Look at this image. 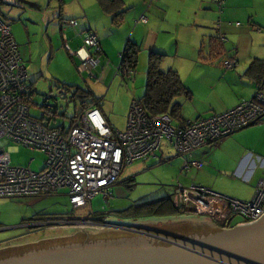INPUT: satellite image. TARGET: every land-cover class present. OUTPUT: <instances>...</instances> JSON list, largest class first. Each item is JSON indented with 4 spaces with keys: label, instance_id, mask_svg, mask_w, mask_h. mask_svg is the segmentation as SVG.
<instances>
[{
    "label": "crops",
    "instance_id": "1",
    "mask_svg": "<svg viewBox=\"0 0 264 264\" xmlns=\"http://www.w3.org/2000/svg\"><path fill=\"white\" fill-rule=\"evenodd\" d=\"M48 1L47 11L55 10L53 17L46 23L47 32H50L48 37L53 40L59 35L54 47L50 45L51 50L54 51L59 46L60 51L65 52L78 71L81 58L86 55L83 49L85 33L91 31L97 35L102 50L96 70L100 79L90 77L93 81H102L103 85L109 80L112 84L117 81V86L121 83L116 77L127 79L118 74L117 68L128 44L138 48L132 78L138 68L145 70L146 61L149 62L152 53L162 54L160 68L175 71L188 91L187 94L174 98L173 103L178 104L177 112L173 115L168 113L175 127L187 121L225 112L243 100L254 98L257 92L264 95V76L261 82H257L246 73L252 61L264 59V0ZM16 2L17 0H0V4L4 6L6 3ZM72 20L77 23L72 25ZM214 37L218 39L219 47L214 43L212 45ZM89 52L92 53L93 50L89 49ZM227 59L235 61L234 68L226 69L223 66L222 62ZM84 73L86 72H80V75ZM122 96L117 99L111 95L104 103L100 101L103 96H96L99 101L92 105L99 109L110 127L116 130H119L115 126L120 115L113 112L124 107L122 114L127 120L126 110L132 100H142L135 93L131 96L129 92L127 95L122 92ZM105 103L108 108L106 110ZM107 110L111 113H105ZM162 141L154 156L139 161H144L151 167H169L173 170L179 185L175 192L166 197L170 198L180 188L189 190L195 186L209 190L210 194L206 196L222 200L226 210L222 220H219L214 213L192 204V207L184 206L186 210L174 217L173 221H181L182 224L204 223L212 230L233 228L226 226L230 215L226 199L251 201L258 181L264 178V120L183 155L176 152L169 140L163 144ZM114 185L109 188V195L114 190ZM63 192L68 196L67 189L49 194ZM198 196L196 201L202 199ZM91 199L85 205H89ZM224 209L216 208L214 211L224 212ZM94 212L102 211L90 210L88 216ZM188 213L191 215H187ZM105 216L103 222L94 218L76 220L96 221L105 224L106 228L108 221ZM137 226L155 229L153 225Z\"/></svg>",
    "mask_w": 264,
    "mask_h": 264
},
{
    "label": "built area",
    "instance_id": "2",
    "mask_svg": "<svg viewBox=\"0 0 264 264\" xmlns=\"http://www.w3.org/2000/svg\"><path fill=\"white\" fill-rule=\"evenodd\" d=\"M83 49L86 55L81 58L79 71L100 79L96 70L102 50L94 32L85 33ZM235 65L234 60L223 62L226 69ZM117 69L118 74L132 78L130 66L119 65ZM26 77L10 25L0 16V197L33 196L67 189L70 204L79 208L95 195L108 198L109 188L115 184L123 167L154 156L163 138L183 155L264 120V95L257 92L254 98L243 100L225 112L187 121L177 127L172 125L168 113L149 114L140 99L132 100L123 131L112 129L99 109L92 105L76 112L69 127L51 126L43 120L47 116L54 118L57 107L44 104L42 119L33 117L30 114L33 89ZM11 142L42 151L45 155L43 166L33 170L29 166L13 165L10 151L6 149ZM187 193L201 197L209 195L210 191L195 186L189 190L180 188L171 196V201L176 207H192ZM226 202L228 214L245 218L240 225L255 223L264 215V178L258 181L251 201L226 199ZM76 223L89 228L105 226L91 220Z\"/></svg>",
    "mask_w": 264,
    "mask_h": 264
},
{
    "label": "rangeland",
    "instance_id": "3",
    "mask_svg": "<svg viewBox=\"0 0 264 264\" xmlns=\"http://www.w3.org/2000/svg\"><path fill=\"white\" fill-rule=\"evenodd\" d=\"M16 4H19V7H11L10 11H8L7 5L0 4V14L1 18L10 25L18 49L20 53L22 52L20 57L26 68V79L32 84L33 89L30 101V114L33 117L42 119L41 116L45 112L44 104L56 106L57 109L54 111L57 115L51 119L47 116L43 120L44 123H49L51 126L69 127L72 117L81 109L82 101L87 103L96 96L100 98L103 96L100 101L104 103L111 95L121 99L122 92L126 95L129 92L131 96L135 93L138 98L142 97L145 90L148 60L145 70L142 71L138 68L131 80H125L118 76L116 79L120 80V85L116 86L117 81L112 84L109 80L104 86L102 84L104 82L93 81L87 73L80 75V72L68 60L65 52L60 51L59 46L54 51L51 50L59 35L53 40L48 37L50 32H47L46 23L55 13V10L47 11L48 0H17ZM27 35L29 36L27 37ZM76 86L92 91V96H80ZM104 106V110L108 109L106 103ZM128 107L126 115L130 110ZM123 110L124 107L113 112L120 115L119 122L115 126L119 130H124L126 126L127 120L123 118ZM105 113L111 112L107 110ZM166 140L163 138L162 144ZM6 149L10 151L13 165L29 166L33 170H39L44 164L45 155L40 150L13 142L6 145ZM116 182L114 190L108 198L105 199L102 194L95 195L89 205L80 208H73L69 203V197L64 192L49 195L0 197V251L7 247L34 243L44 239L54 240L73 236L86 237L89 234L131 232L110 226L89 229L86 225L81 224L82 227H80L76 223L80 221L76 219L82 220L88 217L90 210L106 211V221L121 226L153 225L155 230L211 229L204 223L182 224L181 221L175 222L173 221L175 215L133 216L134 207L138 203L151 202L175 192V188L179 184L173 170L169 167H151L144 161H136L123 167ZM128 207H131L129 212H120L124 209L128 210ZM41 213L51 215L49 217H60L63 220H54L50 224V221L46 220L48 216L36 215ZM185 214L183 213V215ZM187 215H191V213ZM69 218L76 221L68 222ZM243 220L245 218L239 214H230L226 226L234 227ZM62 221L68 223L63 224Z\"/></svg>",
    "mask_w": 264,
    "mask_h": 264
},
{
    "label": "water",
    "instance_id": "4",
    "mask_svg": "<svg viewBox=\"0 0 264 264\" xmlns=\"http://www.w3.org/2000/svg\"><path fill=\"white\" fill-rule=\"evenodd\" d=\"M19 7L16 3H6ZM51 224V222H50ZM131 232L89 234L7 247L0 264H264V215L255 223L233 228L159 229L110 224ZM151 238L169 243L155 244ZM7 255V256H8Z\"/></svg>",
    "mask_w": 264,
    "mask_h": 264
},
{
    "label": "trees",
    "instance_id": "5",
    "mask_svg": "<svg viewBox=\"0 0 264 264\" xmlns=\"http://www.w3.org/2000/svg\"><path fill=\"white\" fill-rule=\"evenodd\" d=\"M212 45H219L218 39L216 37L211 40ZM214 43V44H213ZM215 47V46H214ZM219 47V46H218ZM137 46L133 44H128L122 53V61L120 63L121 66L128 65L132 69H134L136 64V56H137ZM162 54L160 53H152L149 58L148 68L146 72V83L145 90L142 95V104L146 111L149 114H161V113H169L171 115L177 112L178 104L177 102L173 103L174 98L181 95L187 94V89L182 84L178 74L173 70L164 71L159 66L160 58ZM224 62V61H223ZM222 62V63H223ZM247 75H249L252 79L257 82H261L264 76V59L254 60L250 63L247 71ZM264 80V79H263ZM77 92L82 97L92 96V92L90 90L81 89V87L76 86ZM99 98L94 97L90 102L82 101L81 111L87 106L97 104ZM77 111V112H78ZM131 210V209H130ZM128 210H123L122 212H129ZM186 208L184 206L176 207L171 201V197L157 199L151 202H144L143 204H139L134 207V216H146L150 214L156 215H165V216H173L178 217L179 214H182ZM37 216L46 215V220L54 221V220H63L60 217H49L51 215L47 214H36ZM91 215V214H90ZM94 215V217H92ZM106 212L92 213L91 216H88L86 219L94 218L97 221L103 222L104 216ZM72 218H69L71 220ZM228 220V219H227ZM99 223V222H98ZM225 226V225H224ZM214 231V230H213Z\"/></svg>",
    "mask_w": 264,
    "mask_h": 264
},
{
    "label": "bare ground",
    "instance_id": "6",
    "mask_svg": "<svg viewBox=\"0 0 264 264\" xmlns=\"http://www.w3.org/2000/svg\"><path fill=\"white\" fill-rule=\"evenodd\" d=\"M188 198H189V200L191 201V203L194 206L200 207L203 210H206L208 212L214 213L219 220H222V218L226 214V210L223 207V201L219 200L216 197H208V196L204 197V196H201L202 199L196 201L195 200L196 199V195L193 194V193H190L188 195ZM216 208H218V210L223 208L224 212L214 211V209H216Z\"/></svg>",
    "mask_w": 264,
    "mask_h": 264
},
{
    "label": "flooded vegetation",
    "instance_id": "7",
    "mask_svg": "<svg viewBox=\"0 0 264 264\" xmlns=\"http://www.w3.org/2000/svg\"><path fill=\"white\" fill-rule=\"evenodd\" d=\"M38 220V219H37ZM33 222H34V220H32ZM50 222H53V221H50ZM29 224H31V223H29ZM124 229V228H123ZM219 229H222V228H219ZM218 229V230H219ZM124 230H127V229H124ZM111 231H113V232H115L116 230H111ZM128 231H130V230H128ZM150 231H154V232H156V233H158V234H164V235H167V236H170V237H179V236H183V234H181V233H171V232H169V231H167V232H165V231H160V230H155V229H150ZM216 231V230H215ZM212 232H213V230H212ZM131 233L132 234H135V236H138V235H140V234H137V233H134V232H132L131 231ZM151 240H153V242L155 243V244H162V245H165V246H167V245H169V243H167L166 241H163V240H158L157 238H151ZM7 251H9V250H2V251H0V259H2V258H6V257H10L11 255H8L9 253H7ZM8 255V256H7Z\"/></svg>",
    "mask_w": 264,
    "mask_h": 264
}]
</instances>
